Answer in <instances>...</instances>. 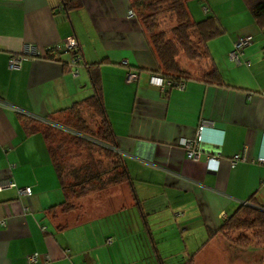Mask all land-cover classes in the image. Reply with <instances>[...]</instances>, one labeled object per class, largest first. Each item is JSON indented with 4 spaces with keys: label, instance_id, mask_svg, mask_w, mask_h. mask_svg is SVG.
I'll list each match as a JSON object with an SVG mask.
<instances>
[{
    "label": "crops",
    "instance_id": "1",
    "mask_svg": "<svg viewBox=\"0 0 264 264\" xmlns=\"http://www.w3.org/2000/svg\"><path fill=\"white\" fill-rule=\"evenodd\" d=\"M129 9L127 0H84L71 11L60 0H0V183L31 188L28 196L0 190V264H26L34 252L38 264H184L191 257L193 264H217L221 223L251 200L264 207V165L255 162L264 157V28L241 0H190L191 18L214 16L223 34L198 60H179L187 73L182 90L162 92L148 82L157 63ZM69 35L85 65L76 76L68 72L70 52L54 48ZM241 36L250 40L241 56L248 65L227 59ZM27 44L41 54L9 69L10 57ZM97 63L130 182L83 195L75 210L62 212L47 144L29 129L92 95L87 67ZM213 68L220 83L202 81ZM128 70L138 73L137 82L126 81ZM80 110L96 124L89 108ZM202 122V153L191 161L177 143ZM212 153H219L216 165L206 162ZM236 154L243 161L231 166Z\"/></svg>",
    "mask_w": 264,
    "mask_h": 264
},
{
    "label": "trees",
    "instance_id": "2",
    "mask_svg": "<svg viewBox=\"0 0 264 264\" xmlns=\"http://www.w3.org/2000/svg\"><path fill=\"white\" fill-rule=\"evenodd\" d=\"M84 0H60L65 11L76 10ZM134 17L143 28L145 41L157 63L152 72L165 79L178 81L187 76L185 70L179 67V59L183 57L189 62L201 58V52L207 54V42L221 36L223 29L214 16H206L195 21L191 18L187 3L190 0H127ZM250 11L254 21L264 28V0H241ZM169 12L174 25L170 30L159 29L156 19L158 15ZM99 63L87 67L92 95L84 98L81 103H74L60 119H48L58 125L57 131L71 138L70 142L77 148L85 149L87 157L78 165L67 167L62 161L65 153L61 143H51L54 128L46 122H33L29 131H40L47 144V149L61 189L64 201L61 211L73 210L71 199L79 198L93 191L106 189L107 186L130 182L122 158L116 152L115 135L107 119L99 85ZM205 83H220L218 72L213 68L201 75ZM89 108L96 117V124L89 128L80 113V106ZM63 120V124H58ZM93 149L101 152L107 160V168H101L93 156ZM109 164V165H108ZM67 167V168H66ZM264 229V207L254 201L247 202L225 219L217 230V234L225 235L230 231ZM184 264H193L192 257Z\"/></svg>",
    "mask_w": 264,
    "mask_h": 264
},
{
    "label": "built area",
    "instance_id": "3",
    "mask_svg": "<svg viewBox=\"0 0 264 264\" xmlns=\"http://www.w3.org/2000/svg\"><path fill=\"white\" fill-rule=\"evenodd\" d=\"M203 12H207L208 8L204 6L202 8ZM129 17H134L133 11H128ZM250 44V40L247 37H238L232 43L231 50L227 53V59L233 64L244 63L246 65L249 64V61H243L241 56L243 54L244 48H246ZM56 50L68 51L71 54V58L68 62V72L72 76H76L78 69L81 66H85L82 58V54L80 52L79 44L74 35H69L63 38L60 41L59 45L54 47ZM40 51H38L33 45L27 44L25 46L24 52L19 56L10 57L8 60V68L15 69L21 65V62L25 59L38 57L40 55ZM122 64H126V61H122ZM126 81L127 82H137L138 73L132 70H128L126 73ZM148 82L150 85L155 86L160 89V91L164 92L168 89H179L182 90L184 88V81H172L165 79L163 76L159 74L151 73L148 76ZM15 110L19 113H22L21 110L15 108ZM203 122L200 123L195 131V134L192 138H181L177 145L182 149L185 154V157L191 161H197L200 157L201 151V131H202ZM219 160V153H212L206 155V162L211 165H216ZM243 161V157L241 154H236L229 159V163L231 166L235 165L238 162ZM255 162L264 165V157H256ZM261 186L264 187V180L261 181ZM6 188H14L19 196H28L31 194V188L29 186L17 187L16 184L12 181H5L0 183V190ZM246 204V203H244ZM6 222L4 220H0V227H4ZM107 243H110L111 239L107 238ZM38 253H30L27 255L25 259L26 264H38Z\"/></svg>",
    "mask_w": 264,
    "mask_h": 264
},
{
    "label": "rangeland",
    "instance_id": "4",
    "mask_svg": "<svg viewBox=\"0 0 264 264\" xmlns=\"http://www.w3.org/2000/svg\"><path fill=\"white\" fill-rule=\"evenodd\" d=\"M159 29L170 30L174 21L169 12L158 15L156 19ZM183 60L181 57L179 60ZM186 60V59H185ZM89 128L94 126L91 117L86 114L83 115ZM54 128L51 129L52 138L51 143L56 145L61 143L63 151L62 161L67 167L70 165H78L87 157L85 149L77 148L72 142L71 138L64 133L57 131L56 123L48 122ZM60 120L58 124H63ZM93 156L98 160L101 168H107V160L103 157L100 151L93 149ZM109 165V164H108ZM66 167V168H67ZM72 208L75 210L77 199L72 198ZM222 240V245H217L216 252L217 264H264V229H250L240 231H230L225 235H218ZM209 264H215L213 258L210 259Z\"/></svg>",
    "mask_w": 264,
    "mask_h": 264
}]
</instances>
